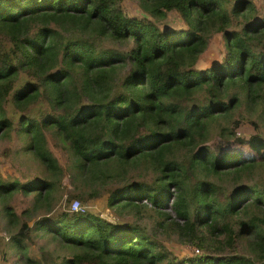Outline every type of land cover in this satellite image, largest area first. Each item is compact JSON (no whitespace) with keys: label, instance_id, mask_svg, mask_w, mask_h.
<instances>
[{"label":"trees","instance_id":"trees-1","mask_svg":"<svg viewBox=\"0 0 264 264\" xmlns=\"http://www.w3.org/2000/svg\"><path fill=\"white\" fill-rule=\"evenodd\" d=\"M135 1L140 15L123 0H0V136L20 126L23 150L49 173L0 178V199L33 193L20 213L0 204L17 225L0 243L23 251L34 230L49 234L56 249L23 264H264V9ZM172 11L183 26L166 23ZM215 34L223 55L200 66ZM41 97L52 111L37 119ZM49 126L73 157L74 187L31 224L63 177ZM102 194L119 221L82 204ZM163 238L198 252L177 256Z\"/></svg>","mask_w":264,"mask_h":264},{"label":"rangeland","instance_id":"rangeland-1","mask_svg":"<svg viewBox=\"0 0 264 264\" xmlns=\"http://www.w3.org/2000/svg\"><path fill=\"white\" fill-rule=\"evenodd\" d=\"M255 3L264 9V0H255ZM123 6L129 14L140 15L139 7L135 0H123ZM168 20L166 23L171 26H183L184 23L178 16V13L172 11L168 14ZM224 52V43L221 34H215L210 39L202 54L201 59L198 64L200 66L207 65L213 62L215 59L220 58ZM52 109L49 106L45 98H39L35 103L30 105V116L40 119L46 113L51 112ZM253 116L257 115V111L252 113ZM262 123V132H264V125ZM20 127V126H19ZM18 125L14 123L13 127L7 130L2 136H0V178L8 180H19L26 181L37 177L38 175H48V171H44L43 162L38 159L33 153L23 150L24 140L23 134L19 133ZM252 126L243 123L239 128V133L247 135L252 131ZM48 150L57 158L63 172V177L61 179L59 187L53 191L52 198H48L49 190L43 191V196L45 200L41 207L31 212V217L29 223H33V219H37L39 216L48 215L60 207L64 206L67 193L71 191L74 185L68 181V176L71 171L73 157L64 144L65 140L61 138L58 130L54 126H49L43 129ZM64 140V142H63ZM33 193L30 195L23 194L19 191L14 192L11 196H7L4 199H0V204L2 202L9 203L12 208L17 212L27 207L30 204ZM52 201L51 207L48 203ZM71 203V202H69ZM82 203V202H81ZM80 203V204H81ZM88 209L98 212L104 217L112 220L119 221L115 212L106 203V194H102L96 198L89 199L88 202L82 203ZM82 206V205H81ZM71 209V206L69 204ZM74 210V209H71ZM77 210V209H76ZM25 217V216H24ZM17 229V225L14 223L8 224L6 218L2 217L0 214V235L5 236V241L7 242V237L10 232ZM33 231V240L28 243V246L23 251H18L15 245L4 244L1 241L0 247H3L6 252L5 258L1 257L0 253V264H23L27 255L32 257H41V247L45 246L49 249H56V243L50 238L49 234L42 231V236L38 235ZM165 241L166 246L172 251L173 254L177 256L194 255L198 251L194 250L193 246L184 245L177 240L170 239ZM58 249V248H57Z\"/></svg>","mask_w":264,"mask_h":264},{"label":"built area","instance_id":"built-area-1","mask_svg":"<svg viewBox=\"0 0 264 264\" xmlns=\"http://www.w3.org/2000/svg\"><path fill=\"white\" fill-rule=\"evenodd\" d=\"M70 206H71V209H74V210L81 208L80 201L77 198H73L71 200Z\"/></svg>","mask_w":264,"mask_h":264}]
</instances>
